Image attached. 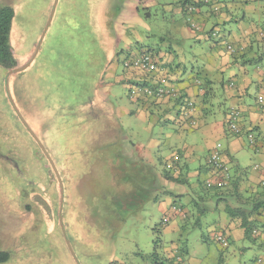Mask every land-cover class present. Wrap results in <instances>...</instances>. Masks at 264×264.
Wrapping results in <instances>:
<instances>
[{"label":"rangeland","instance_id":"1","mask_svg":"<svg viewBox=\"0 0 264 264\" xmlns=\"http://www.w3.org/2000/svg\"><path fill=\"white\" fill-rule=\"evenodd\" d=\"M127 1L59 0L53 13L56 0H0V7L15 9L14 68L26 66L37 56L8 81L14 68L0 66V250L9 251L12 258L5 264H153L155 227L162 228L163 247L173 241L187 245L186 262L192 256L200 264H260L262 238L237 242L234 238L228 248L222 247L217 236L203 239L211 235L209 230L220 216L215 204L205 214L196 206L198 221L191 220L184 228L177 226L176 218L163 223L167 212L163 201L169 205V200L184 204L198 199L195 193L200 186L180 187L188 191L181 201L171 196L163 199V188H159L164 184L165 160L179 148L182 152L185 145L190 151L192 143L185 138L194 132L182 129L174 116L166 118L159 112L148 118L146 111H139L115 120L114 107L136 108L132 100L138 98L131 97V85L142 84L134 69L129 70L135 78L130 84L117 81L106 69L117 54L111 30L117 27ZM176 1L146 2L149 7L140 11L144 21L134 27L145 37L147 48L179 50L177 62L172 63L178 65L183 57L188 77L198 75L202 83L214 87L218 97L211 98L213 114L207 120H218L232 105L221 97V84L231 69L238 72L239 68L217 66L213 58L225 55L219 54L214 41L183 38L187 22L184 14L174 11ZM219 1L228 5L233 0ZM235 1L239 2L235 12L243 14L242 2ZM214 20L207 18L206 29ZM218 22L222 36L238 28L235 21ZM121 47L125 49L124 44ZM123 72L121 62L118 73ZM105 85L111 86L109 94ZM255 95L249 96L251 103ZM139 98L147 101L143 95ZM155 98L154 94L148 97ZM25 122L35 135L27 131ZM40 147L63 174V207L58 178ZM206 147L204 140L189 165L186 176L192 187L198 182L193 173L200 164H207ZM245 151L246 156L240 152L237 157L250 168L255 151L250 145Z\"/></svg>","mask_w":264,"mask_h":264},{"label":"crops","instance_id":"2","mask_svg":"<svg viewBox=\"0 0 264 264\" xmlns=\"http://www.w3.org/2000/svg\"><path fill=\"white\" fill-rule=\"evenodd\" d=\"M153 0H128L125 4V8L121 11V14L116 20V26L113 27L112 35L116 40V57L111 60L107 66V73L109 72L114 75L117 81H130L134 76L129 75V70L124 68L123 74L118 73V69L122 60L125 57L131 55L139 54L144 52L145 47L144 39L145 37L140 34L134 27V23H142L144 20L140 16V8L149 7L144 5L146 2L151 4ZM242 2L244 9L243 14L240 12H235V7L238 6L239 2L233 0L229 2L227 8L224 9V12L220 16V20L226 22L235 21L238 25V28L230 29L225 33L224 38L227 37L231 42H238L236 52H231L226 49L225 44L219 43L218 52L219 54H224L223 58H213L216 60L217 66L224 65V68L231 67L234 68L237 66L239 71L231 69L232 74L228 76L227 79L222 82V92L221 97L232 102L231 107H229L225 112H223L222 117H219L218 120L209 121L207 118L209 115L213 114L212 106L209 108V103L212 96L218 97V94L215 93V89L212 85L207 83L205 84L204 89L198 87L194 81V76H187L186 70L189 68L188 63L182 57V61L175 64L176 69L169 70V66L173 64L172 62H177L176 58L181 53L179 50L177 52L171 49L159 50L157 53H160V56L163 59L162 64H165L163 71L170 75L171 80L174 81L179 88L189 92L192 96H195L196 108L189 115L190 118L184 117L182 114L177 113L176 106L169 98L152 100L151 101H136L132 100L136 104L135 109H130L126 106L114 107L113 113L115 115V120L119 119V116L123 115H133L137 112L146 111V116L149 118L154 116L159 112L163 114L166 118L173 117L176 121L175 123L181 126L186 132H194L190 136L185 138L186 142H191L192 147L190 151L188 150V145L183 148H179L176 151H173L172 155L165 160L164 168V184L161 187V194L163 199L166 197H176L181 201V196L187 193L186 188L183 190L180 187H190L198 188L199 179H207V181L216 182L218 179L212 177V171H209L206 165L200 164L193 175L198 179L196 184H193L194 187L187 182L173 181L169 179L165 172L172 173L175 177H182L184 174H187L189 171V165L192 164L193 154L195 153L197 146L203 147L204 140L207 141V152L209 157L212 153L219 151L221 153L222 159L229 167L230 172V183L226 185L225 189L233 188L236 182L239 183V193H246L248 196H251V199L248 200V205H246L247 212L251 213L252 203H262L264 202V188L261 186L262 181H264V137H262V131L264 130V40L260 38L258 31L260 28L264 27V0H239ZM175 12L182 13V3L181 0H177L172 4ZM206 8L203 10L205 11ZM241 11V10H240ZM207 12V11H206ZM206 24V23H205ZM206 25L202 26V30L209 31L206 29ZM110 33V31H108ZM183 38L195 39L197 42L204 40H209L207 32H197L196 29H193L190 25L182 28ZM144 37V38H143ZM212 41V40H210ZM122 44L124 48L122 49ZM36 46V44H35ZM217 46V45H213ZM126 50V51H124ZM239 50H242L239 52ZM180 52V53H179ZM123 55V58L122 56ZM37 57V56H36ZM36 57L31 61V66L34 63ZM206 58H211L207 57ZM175 65H172L173 67ZM28 66V67H29ZM252 66V67H251ZM219 68V67H217ZM254 69V71H253ZM254 72V73H253ZM106 74V73H105ZM104 74V75H105ZM144 75L137 73L136 79H142ZM135 79V78H134ZM104 81V78H103ZM131 83V82H129ZM104 85V82L102 83ZM105 91L110 93L111 86H103ZM104 91V92H105ZM256 92L254 98H250L252 103L248 100L249 96ZM108 93V94H109ZM259 96H263V99H258ZM223 104V103H222ZM238 108L240 109L242 121L241 129L242 134H234L228 126V113L231 109ZM158 113V114H159ZM188 115V116H189ZM138 116V115H137ZM170 121V120H168ZM259 133V136L256 133ZM255 135L256 143L252 144L249 140L248 133ZM215 139V141H211ZM263 139V140H261ZM247 145H250L251 148L255 151L254 161H251L250 168H245L240 164L239 158L237 155L242 152V155L246 156L245 148ZM200 148V149H201ZM189 154V155H186ZM198 153V152H197ZM144 155V154H142ZM146 155L148 153L146 152ZM200 154L196 155L199 158ZM144 157V156H142ZM208 159V158H207ZM201 163V162H200ZM256 164H261L260 168H255ZM236 166L235 170L231 172V167ZM206 169V172H205ZM234 173V174H233ZM236 180V181H235ZM234 182L232 185H230ZM168 186V188H166ZM193 189L189 191H194ZM166 192V194H165ZM229 193V192H227ZM223 196V195H222ZM170 204L168 205L165 201L164 208L166 209V217L170 218L172 221L176 219L182 220V216H177L180 213L179 209H174L175 205L178 203L169 200ZM253 203V204H254ZM225 202L219 203V217L213 223L210 231V236L203 237V239H208L211 237L215 238L216 235H224L229 240V246L233 244L234 238L236 242L239 239H250L245 235L244 226L240 219H234L231 217L225 210ZM239 204V203H238ZM241 205V204H240ZM181 206V204H179ZM262 214V207L259 208ZM260 210L256 211L253 208L252 219L261 218L259 215ZM258 211V213H257ZM169 212V213H168ZM168 213V214H167ZM264 218V217H263ZM180 220L177 221V226L180 225ZM222 230H217V229ZM175 231V230H174ZM258 234H255L254 239L257 240ZM259 238H262V246L264 245V233H261ZM256 242V241H255ZM219 243V242H218ZM222 245V244H221ZM181 246L179 242L173 241L164 247L165 255L171 260L175 257L178 247ZM227 246V248L229 247ZM223 247V245H222ZM243 249L245 246L242 247ZM188 250V249H187ZM190 252L187 251L184 258H182V264H193L196 260H193L192 256L188 262L186 258L189 256ZM260 264H264V260L260 261ZM196 264H200L196 261Z\"/></svg>","mask_w":264,"mask_h":264},{"label":"trees","instance_id":"3","mask_svg":"<svg viewBox=\"0 0 264 264\" xmlns=\"http://www.w3.org/2000/svg\"><path fill=\"white\" fill-rule=\"evenodd\" d=\"M181 3H182V14H184V17L186 18V22L188 25L190 24L187 21V17L190 15L194 18L195 21H197L200 24L201 29H196V31L204 32V33L207 32V36L209 40L214 41L216 43L215 45L219 46V43L220 44L223 43L225 44L226 49L229 51H230V47H233V48L237 47L238 42L229 43L227 37L224 38V35L226 34L222 36L221 31L217 27L219 23L218 21H221L220 16L224 12V9L227 8L226 4L224 5L219 0H212L210 4H205L202 0H181ZM190 5H194L196 7V10L188 14V7ZM215 6H217L218 8L215 9ZM205 8L206 10L203 11ZM142 9L147 10L146 7H142ZM140 11H141V8H140ZM146 14L147 16H150V13H148L147 11H146ZM14 17H15V9L12 6L4 5L0 7V66L3 67L4 69H12L17 65V59L13 55L14 52H13L12 45H11V32H12ZM207 18L209 19L215 18L214 24L213 26L210 27L209 31L202 30V26L206 25L205 23L207 22ZM257 31H258L260 38L264 40V35H262L261 33L262 31H264V27L260 28V30H257ZM142 48L145 49L144 52L153 53V57L159 63V66L165 67V64L164 63L162 64L163 59L160 56V53L153 51L150 47L147 48L146 45L145 47L142 46ZM240 51L242 50H239V52ZM235 52L238 53V50L236 49ZM262 58H264V55ZM172 65H175V64H171L168 67L169 70H173L177 68V66L173 67ZM152 75L153 74H150L149 76H144L141 79L142 80L141 85H145L143 83H146L148 85L151 84L150 82H151V79L153 78ZM167 75L169 77V80L178 88V91H179V97L178 98L172 97L170 98V100H172L174 103V106H176L175 108H176L177 113L182 114L185 117L186 115L184 114H187L188 112V115H189L196 108L195 96H192V94H190L189 92L179 88L178 85L174 81L171 80L170 75L169 74ZM194 81L198 87H201V89H204L203 86H205V84L207 85L206 82L205 83L201 82L198 75L194 76ZM261 97L263 99V96H259L258 99L260 98L261 100ZM148 100L149 99L147 98V101ZM138 101H143V100L142 98H139ZM188 115L186 116V120L187 118H190V115L189 116ZM253 136L255 139V135ZM206 167H208L209 171H211V167L208 164H206ZM219 170H221V168H219ZM219 170H212L213 172L212 177L218 180L216 182H213L211 185L208 184L207 179H201V180L199 179L198 188L200 186L201 189L199 191H196L198 194L195 193V196L198 199H194L193 202L189 201L192 203L183 202L184 204H181V206H179V204L175 205L174 209H179L180 213H182V214L177 215V216H180V215L182 216L181 218L182 220L177 219V220H180L179 224L181 228H184L185 224L189 223V221L191 220H194L195 222L198 221L196 220V218H194L195 217L194 210L196 211L195 209L196 206L201 207L199 209L200 213L205 214V212L209 210V208L211 207V204H215L216 207H219V203H223L224 201L226 212L234 219L241 220L244 226L245 235L254 240L255 234H258L257 238H259L260 234L264 233V218H263L264 217V202L259 203V204H257L258 202L257 203L253 202L254 204L252 203V210L253 208L255 211L256 209L260 210L259 208L262 207V214H261V210L259 212V215L261 218L252 219L251 216H252L253 211L251 210V213L247 212L248 210L245 207L246 205H248L247 203H248L249 198L251 199V196L250 195L248 196L246 193H239L240 187H239L238 182L234 184L233 188L225 189L226 188L225 186L223 187L220 186L218 182L222 179L221 178L222 172ZM205 172H206V169H205ZM165 174L169 179L173 181H179V182L188 181V178L186 176L187 174H184L182 177H175L172 173L167 172V171L165 172ZM232 184L233 182L231 183V185ZM261 186L264 188V185H262V183H261ZM170 221H172L171 217L168 218L165 216L163 219V223H168ZM217 230H222V229L220 228ZM154 232L156 234V237L154 239V250H153V253L150 254V256L154 259V262H155L153 264H182L181 259L185 257L188 251L187 245L179 246L178 250L176 251L175 257L170 260L164 253L163 238L161 237L162 228L155 227ZM218 235L216 236L218 237ZM222 236H223V239L227 240V245H223L218 240V238L217 240L223 245L224 248H227V246H229V240L226 236L224 235ZM11 259H12L11 253L9 251L0 250V264H5L9 262Z\"/></svg>","mask_w":264,"mask_h":264},{"label":"built area","instance_id":"4","mask_svg":"<svg viewBox=\"0 0 264 264\" xmlns=\"http://www.w3.org/2000/svg\"><path fill=\"white\" fill-rule=\"evenodd\" d=\"M205 4H210L212 0H202ZM218 7L215 6V9ZM196 10V7L194 5H190L188 7V14L192 13ZM187 21L189 22L190 26L194 29H201L200 24L194 20L192 16L187 17ZM262 35H264V31L261 32ZM237 48L230 47L231 52H235ZM124 68L127 70L134 69L136 73H141L144 76H149L150 74H153V78L151 79V84L154 87H150L149 85H141L137 87H133L131 85V97L138 98L145 96L146 98L149 97V95H155V100L164 99V98H178L179 97V91L178 88L169 80V77L165 71H163V68L159 66V63L154 59L153 53L151 52H142L139 54L131 55L129 57H125L122 60ZM262 99V97H261ZM192 104V103H190ZM182 109V108H181ZM184 115H188L184 114ZM242 116L240 109L233 108L228 113V126L229 129L236 135H240L242 130L240 126V122L242 121ZM249 140L252 144H255L256 141L254 139V136L251 133H248ZM207 164L211 167L212 170H219L221 168L222 176L221 180L218 182L220 186L228 185L230 182V175H229V167L222 159L221 153L219 151L212 153L207 160ZM261 164H256L255 168H260ZM213 181L208 180V184L211 185ZM262 185H264V181H262ZM218 240L223 244L227 245V240L223 239L222 235H218Z\"/></svg>","mask_w":264,"mask_h":264},{"label":"water","instance_id":"5","mask_svg":"<svg viewBox=\"0 0 264 264\" xmlns=\"http://www.w3.org/2000/svg\"><path fill=\"white\" fill-rule=\"evenodd\" d=\"M58 1L59 0H56V2H55V6H54V9H53V13H54V11H55V8H56V5H57V3H58ZM53 13H52V15H53ZM49 24H50V20L48 21V24H47V26H46V30H47V27L49 26ZM35 58V57H34ZM33 58V59H34ZM32 59V60H33ZM31 60V61H32ZM31 61L26 65V66H20V67H17V68H14V69H12L10 72H9V76L11 75V74H15V73H18V72H21V71H23V70H25L29 65H30V63H31ZM9 76L7 77V79L9 78ZM20 117H21V115H20ZM27 122H25L24 124L27 126V124H26ZM29 128V127H28ZM29 130H30V132L32 133V134H34L35 135V133L29 128ZM37 138V137H36ZM49 159H50V161H51V163L53 164V167H54V169H55V171H56V173L58 174V171H57V169H56V167H55V164H54V162H53V160L51 159V157H49ZM59 176V175H58ZM59 183H60V186H61V195H62V201H63V198H64V187H63V182H62V179H61V177H59ZM61 219V222H62V217L60 218ZM68 244H69V242H68ZM70 245V244H69ZM70 248H71V246H70ZM72 249V248H71ZM73 252V251H72Z\"/></svg>","mask_w":264,"mask_h":264},{"label":"flooded vegetation","instance_id":"6","mask_svg":"<svg viewBox=\"0 0 264 264\" xmlns=\"http://www.w3.org/2000/svg\"><path fill=\"white\" fill-rule=\"evenodd\" d=\"M9 76V75H8ZM7 76V77H8ZM9 79V78H8ZM8 79H7V81H8ZM17 115H19V113H17ZM25 127H26V129H27V131H29V133H30V130H29V128L25 125ZM31 136V135H30ZM31 138H33L32 136H31ZM39 150L41 151V152H43V153H45L44 151H42V149H41V147L39 148ZM46 154V158H47V160L49 161V163H50V165H51V170H52V172L54 173V175H56V177L58 178V181H59V177H61V179H62V182H63V187H64V198H63V201H62V195H61V200H60V203H61V207H63V205L65 204V198H66V196H65V181L63 180V174L61 173V171L58 169V167H57V164H55V167H56V169H57V171H58V174L56 173V171H55V169H54V167H53V164L51 163V161H50V159H48V157H47V155H49V154H47V153H45ZM59 175V176H58ZM60 184V183H59ZM62 211H63V208H62ZM62 212L60 211V214H61ZM63 220V219H62ZM62 223V222H61ZM63 230H64V226H63Z\"/></svg>","mask_w":264,"mask_h":264},{"label":"clouds","instance_id":"7","mask_svg":"<svg viewBox=\"0 0 264 264\" xmlns=\"http://www.w3.org/2000/svg\"><path fill=\"white\" fill-rule=\"evenodd\" d=\"M129 83V82H128ZM130 84V83H129ZM208 160V159H207Z\"/></svg>","mask_w":264,"mask_h":264}]
</instances>
